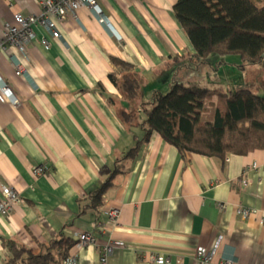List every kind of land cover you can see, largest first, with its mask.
Masks as SVG:
<instances>
[{"label":"crops","instance_id":"crops-1","mask_svg":"<svg viewBox=\"0 0 264 264\" xmlns=\"http://www.w3.org/2000/svg\"><path fill=\"white\" fill-rule=\"evenodd\" d=\"M96 2L116 35L80 8L58 26L57 40L33 28L28 61L6 49L21 61L24 75L16 76L7 56L0 57V78L18 102L0 101V197L2 187L20 197L0 217V238L34 255L72 240L66 255H76L78 264H99L101 251L117 241L123 245L112 249L109 264H198V248L214 253L208 264H264V148L222 162L180 154L155 132L142 140L141 105L155 92L175 82L229 92L223 71L233 58L214 69L217 60L195 58L172 12L177 0ZM39 12L36 0H0V39L4 23ZM112 58L133 66L138 99L123 97ZM200 73L206 80L196 77ZM215 103L216 96L206 103L203 120ZM125 114L134 119L124 120ZM36 167L46 173L35 175ZM110 177L103 205L94 209L89 197ZM239 209L251 213L242 217ZM83 233L95 242L78 249ZM7 257L0 242V264Z\"/></svg>","mask_w":264,"mask_h":264},{"label":"trees","instance_id":"trees-1","mask_svg":"<svg viewBox=\"0 0 264 264\" xmlns=\"http://www.w3.org/2000/svg\"><path fill=\"white\" fill-rule=\"evenodd\" d=\"M172 12L199 62L217 60L210 64L213 66L221 59L238 57L240 65L231 59L225 61V67L232 65L240 71L264 64V0H177ZM111 62L120 70L118 88L123 97L138 99L140 83L133 66L116 58ZM213 96V115L203 120L205 105ZM141 111L145 114L140 125L143 142L155 132L180 154H198L224 162L229 155L246 156L264 148V85L238 83L229 92L216 93L206 87L175 82L168 93L155 92L149 103L141 105ZM133 119L132 114L124 115L126 121ZM135 152L136 149L130 154ZM111 177L89 197L94 209L103 205ZM0 242L8 252L4 264H62L74 244L63 239L34 255L13 239L0 238Z\"/></svg>","mask_w":264,"mask_h":264},{"label":"built area","instance_id":"built-area-1","mask_svg":"<svg viewBox=\"0 0 264 264\" xmlns=\"http://www.w3.org/2000/svg\"><path fill=\"white\" fill-rule=\"evenodd\" d=\"M9 3L11 0H7ZM39 6V15L33 16H21L15 17L13 23H4L2 28V37L0 39V57L7 56L8 60L12 64L15 75L22 76L25 71L22 68L21 61L14 55H8L6 53L7 48L14 49L23 60L28 61V48L36 40V34L34 33V27H41L52 39H59L60 33L58 26L63 23L68 15H74L75 11L80 8H87L91 11L93 17L97 20L100 25H104L109 29L111 34H115V31L110 27L108 19L103 14L102 9L98 6L96 0H36ZM75 16V15H74ZM73 16V17H74ZM40 45L44 50L50 48V43L47 39H40ZM6 53V54H5ZM9 102L16 106L18 102L11 95L7 85L0 78V101ZM35 175H43L46 173L45 167H36L33 169ZM244 183V182H243ZM0 197V217L8 216L13 208L20 203V197L11 189L2 187ZM251 212L247 209H239L238 214L242 217H246ZM110 218L113 219L116 216V211H111L109 214ZM95 240L88 233H83L78 236L77 248L82 249L87 245H91ZM122 243L119 241L113 242L110 245L105 246L99 256V264H109L108 257L114 247H122ZM214 256L212 251L207 249L198 248L195 252V258L198 264H208ZM151 261L155 263H163L162 257L151 256ZM62 264H78L77 256L74 254L67 255ZM223 264H233L231 260L227 259Z\"/></svg>","mask_w":264,"mask_h":264},{"label":"rangeland","instance_id":"rangeland-1","mask_svg":"<svg viewBox=\"0 0 264 264\" xmlns=\"http://www.w3.org/2000/svg\"><path fill=\"white\" fill-rule=\"evenodd\" d=\"M233 58V56L229 57ZM224 82L227 83L226 87L233 86L234 84H243L245 82L256 85H264V64L247 66L244 70H239L238 68L229 65L223 71ZM200 80H206L205 76H201V73L196 76ZM255 85V86H256ZM141 90V87H140ZM169 91L163 93L166 94ZM214 92V91H213ZM146 102V99H145ZM214 109V107L212 108Z\"/></svg>","mask_w":264,"mask_h":264},{"label":"bare ground","instance_id":"bare-ground-1","mask_svg":"<svg viewBox=\"0 0 264 264\" xmlns=\"http://www.w3.org/2000/svg\"><path fill=\"white\" fill-rule=\"evenodd\" d=\"M22 68H23V65H22ZM23 70H24V68H23ZM25 71V70H24Z\"/></svg>","mask_w":264,"mask_h":264}]
</instances>
